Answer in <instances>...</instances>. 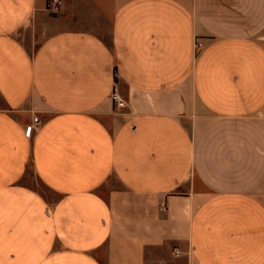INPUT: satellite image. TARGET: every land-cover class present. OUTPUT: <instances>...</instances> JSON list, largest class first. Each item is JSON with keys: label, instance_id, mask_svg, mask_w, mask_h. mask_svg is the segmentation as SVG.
Returning <instances> with one entry per match:
<instances>
[{"label": "crops", "instance_id": "obj_1", "mask_svg": "<svg viewBox=\"0 0 264 264\" xmlns=\"http://www.w3.org/2000/svg\"><path fill=\"white\" fill-rule=\"evenodd\" d=\"M48 1L0 0V264H264V0Z\"/></svg>", "mask_w": 264, "mask_h": 264}, {"label": "built area", "instance_id": "obj_2", "mask_svg": "<svg viewBox=\"0 0 264 264\" xmlns=\"http://www.w3.org/2000/svg\"><path fill=\"white\" fill-rule=\"evenodd\" d=\"M61 5L62 0H49L47 4V11L55 13ZM110 100L116 109H124L127 107L126 102L119 95L116 86H114L112 90Z\"/></svg>", "mask_w": 264, "mask_h": 264}]
</instances>
